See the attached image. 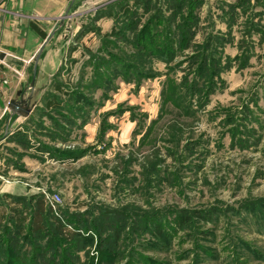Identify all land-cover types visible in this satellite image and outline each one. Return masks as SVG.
<instances>
[{
    "label": "rangeland",
    "instance_id": "374dc122",
    "mask_svg": "<svg viewBox=\"0 0 264 264\" xmlns=\"http://www.w3.org/2000/svg\"><path fill=\"white\" fill-rule=\"evenodd\" d=\"M138 3L55 35L62 92L0 145V264H264V0Z\"/></svg>",
    "mask_w": 264,
    "mask_h": 264
},
{
    "label": "crops",
    "instance_id": "0c3cea01",
    "mask_svg": "<svg viewBox=\"0 0 264 264\" xmlns=\"http://www.w3.org/2000/svg\"><path fill=\"white\" fill-rule=\"evenodd\" d=\"M69 3L70 0H0V135L4 133L10 118L8 100L20 88L26 89L24 96L29 93L27 83L32 73L33 61L28 63L27 60L34 55L46 35L56 28ZM75 13L82 15L87 13V10ZM68 24L69 21L65 18L62 27L57 31L58 34L56 32L53 35L40 55L35 75L37 103L32 112L43 99L45 100L47 92L51 94L62 92L59 87L46 86L67 51L65 44L64 46L56 44L55 35H58V39H67L71 33V27L67 28ZM76 30L77 27L74 32ZM70 41L68 38L67 45ZM13 118V122L9 121V132L20 128L19 125L25 119L20 116ZM4 141L1 140L0 145ZM6 187L10 188V185Z\"/></svg>",
    "mask_w": 264,
    "mask_h": 264
},
{
    "label": "water",
    "instance_id": "95a60500",
    "mask_svg": "<svg viewBox=\"0 0 264 264\" xmlns=\"http://www.w3.org/2000/svg\"><path fill=\"white\" fill-rule=\"evenodd\" d=\"M75 0H70V3L64 13L63 16L59 18V23L56 26L55 29H53L46 37L43 39L42 43L38 47L37 51L32 56L33 61V68L32 73L29 79V82L27 83V86L29 88L28 95L24 96L26 89L20 88L18 89L14 95L8 100L7 102V108L10 111V118L6 123L5 130L3 135L0 137V140H2L9 131V121L13 116H20L21 118L27 117L33 110L34 106L37 103V91L38 89L35 86V75H36V68L37 63L40 58V55L43 51L44 46L51 40L53 35L62 27L64 23V19L70 15V8Z\"/></svg>",
    "mask_w": 264,
    "mask_h": 264
},
{
    "label": "trees",
    "instance_id": "16d2710c",
    "mask_svg": "<svg viewBox=\"0 0 264 264\" xmlns=\"http://www.w3.org/2000/svg\"><path fill=\"white\" fill-rule=\"evenodd\" d=\"M138 1H140V0H132V5H135V6H137L139 3H138ZM120 3H122V4H119L118 5V7H117V11H118V14H121V15H127V14H129V13H131V9H130V7H131V5L129 4L130 2H120ZM37 203V202H36ZM41 203V202H40ZM39 203V212H40V209H42V205ZM51 209V208H50ZM15 212L17 213V216L15 217V219H14V223H15V225L17 226V225H19L20 223H22V221H23V219H24V216H22L21 215V213L20 212H18V211H16L15 210ZM52 212V211H51ZM20 213V214H19ZM39 213H37V215H38ZM182 221V220H181ZM57 224H58V227H62L60 224H59V222H57ZM73 233H76V232H72V234Z\"/></svg>",
    "mask_w": 264,
    "mask_h": 264
},
{
    "label": "built area",
    "instance_id": "2783aa9c",
    "mask_svg": "<svg viewBox=\"0 0 264 264\" xmlns=\"http://www.w3.org/2000/svg\"><path fill=\"white\" fill-rule=\"evenodd\" d=\"M31 61H32V57L29 60H27L28 63H30ZM45 200L46 203L50 206L51 210L57 213L56 209H57V203L59 201V196L56 194L53 195V194L45 193Z\"/></svg>",
    "mask_w": 264,
    "mask_h": 264
}]
</instances>
